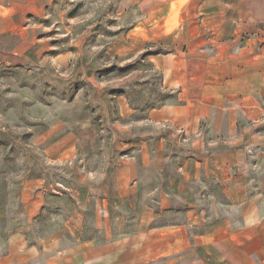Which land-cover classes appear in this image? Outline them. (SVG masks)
Wrapping results in <instances>:
<instances>
[{
    "label": "rangeland",
    "instance_id": "rangeland-1",
    "mask_svg": "<svg viewBox=\"0 0 264 264\" xmlns=\"http://www.w3.org/2000/svg\"><path fill=\"white\" fill-rule=\"evenodd\" d=\"M199 5L196 0H0V264H43L7 259L29 247L46 253L75 240L102 241L108 235L103 217L116 235L117 216L125 218L121 231L130 230L134 196L118 193L112 172L123 154L120 142L136 138L149 108L174 97L162 84L163 72L179 71L187 82L203 86L214 68L193 58L213 56L216 42L224 43L222 58L239 54L247 43L256 54L262 51L263 24L260 31L222 37L209 29L199 33L213 25L200 20V12L211 10ZM206 6L212 8L213 0ZM190 41L197 51L189 50ZM189 52L194 56L184 62ZM254 59L261 70L264 55ZM222 87L252 90L240 105L247 116H238L236 125L243 147L254 148L248 198L254 190L257 203L264 202V88L256 78ZM251 134L260 139L251 141ZM102 170L109 181L90 178V171ZM168 173L174 174L173 165L158 183L165 186ZM214 185L210 178L203 185L192 181L188 197L206 206L216 198ZM145 198L148 205L157 202L156 195ZM216 201L225 212L228 201L218 196ZM173 202L153 224L182 219L188 202ZM143 209L150 212V206ZM149 218L143 230L151 225ZM165 259L144 258L143 264H169Z\"/></svg>",
    "mask_w": 264,
    "mask_h": 264
},
{
    "label": "crops",
    "instance_id": "crops-1",
    "mask_svg": "<svg viewBox=\"0 0 264 264\" xmlns=\"http://www.w3.org/2000/svg\"><path fill=\"white\" fill-rule=\"evenodd\" d=\"M196 1L199 8L205 4L211 10L200 12V20L205 24L208 19L213 21L212 26L198 28L199 33L209 29L213 35L222 37L260 31L264 25V0H213L212 8L206 6L210 0ZM188 2L194 4L195 0ZM252 44L247 43L239 54L237 51L236 55L230 53L229 58H222L225 48L220 41L215 43L213 56H195L193 59L214 68L203 86L187 82L185 74L181 76L179 71L163 72L162 84L175 92L174 97L169 103L149 108L136 138L120 142L123 154L112 172L118 193L134 196V217L129 231H121L125 218L117 216L116 235L108 225V218L103 217L100 221L108 235L102 241L75 240L69 246L46 253L29 247L11 252L7 259H32L43 264H143L144 258L155 261L166 258L169 264H208L207 259L213 264H255L254 260L263 264L264 202L257 203L254 190L248 198V189H254L248 182L249 157L254 148L243 147L244 136L236 125L238 116H247L240 105L252 97V90L224 92L222 87L224 83L254 82L256 78L264 88V66L256 69L259 66L254 59L255 55H264V43L257 54ZM188 48L197 51V43L190 41ZM187 55L182 59L184 62L194 56L191 52ZM243 56H246L243 63L235 62L244 59ZM209 96L214 103L206 101ZM246 131L249 133L250 129ZM250 136L251 141L260 139L255 134ZM167 165H173L174 174L166 175L163 186L157 180ZM99 177L111 179L105 170L90 171V178ZM208 178L215 183L216 198L206 206L192 202L188 197L191 182L203 185ZM106 187L109 189L110 184ZM102 193L105 194L104 186ZM148 195H156L157 202L148 205L145 201ZM217 196L228 201L225 212L219 208ZM175 198L183 204L188 202L182 219L153 224L160 212L174 206ZM102 200L105 212L107 206ZM143 206H150V212ZM147 214L150 215L147 224L151 225L143 230ZM94 224L97 225V220Z\"/></svg>",
    "mask_w": 264,
    "mask_h": 264
}]
</instances>
